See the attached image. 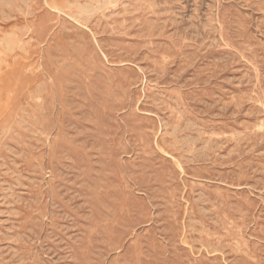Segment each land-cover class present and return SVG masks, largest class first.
I'll return each instance as SVG.
<instances>
[{
	"label": "rangeland",
	"instance_id": "374dc122",
	"mask_svg": "<svg viewBox=\"0 0 264 264\" xmlns=\"http://www.w3.org/2000/svg\"><path fill=\"white\" fill-rule=\"evenodd\" d=\"M263 11L0 0V264H264Z\"/></svg>",
	"mask_w": 264,
	"mask_h": 264
},
{
	"label": "bare ground",
	"instance_id": "6f19581e",
	"mask_svg": "<svg viewBox=\"0 0 264 264\" xmlns=\"http://www.w3.org/2000/svg\"><path fill=\"white\" fill-rule=\"evenodd\" d=\"M1 1H2V0H1ZM18 1H19V0H18ZM35 1H36V0H35ZM70 1H71V0H70ZM74 1H75V0H74ZM105 1H106V0H105ZM144 1H145V0H144ZM170 1H171V0H170ZM182 1H183V0H182ZM23 2H24V0H23ZM86 2H87V1H86ZM128 2H129V1H128ZM179 2H180V1H179ZM11 3H12V2H11ZM75 3H76V2H75ZM75 3H74V4H75ZM87 3H88V2H87ZM93 3H94V2H93ZM141 3H142V2H141ZM145 3H146V2H145ZM6 4H7V3H6ZM12 4H13V3H12ZM35 4H37V3H35ZM71 4H72V3H71ZM156 4H157V3H156ZM3 5H4V3H3ZM120 5H121V4H120ZM145 5H146V4H145ZM159 5H160V4H159ZM180 5H181V4H180ZM5 6H6V5H5ZM7 6H8V4H7ZM28 6H29V5H28ZM72 6H73V5H72ZM78 6H79V5H78ZM85 6H86V3H85ZM112 6H113V5H112ZM124 6H125V5H124ZM140 6H141V5H140ZM168 6H169V5H168ZM174 6H175V5H174ZM16 7H18V5H17ZM58 7H61V6H58ZM68 7H69V6H68ZM68 7H66V9H67ZM93 7H95V6H93ZM155 7H156V6H155ZM2 8L4 9V7H2ZM11 8H12V7H11ZM11 8H10V9H11ZM50 8H51V7H50ZM89 8H90V7H89ZM150 8H151V7H150ZM152 8H153V7H152ZM173 8H174V7H173ZM212 8H213V7H212ZM30 9H31V8H30ZM68 9H69V8H68ZM80 9H81V8H80ZM95 9H96V8H95ZM99 9H100V8H99ZM103 9H104V8H103ZM161 9L163 10V8H161ZM262 9H263V8H262ZM59 10H60V8H59ZM63 10H64V9H63ZM71 10H72V8H71ZM106 10H107V9H106ZM143 10H144V9H143ZM28 11H29V10H28ZM28 11H27V12H28ZM56 11H57V10H56ZM75 11H77L76 8H75ZM83 11H85V10H83ZM94 11H95V10H94ZM94 11H93L92 13H94ZM131 11H132V10H131ZM145 11H146V10H145ZM198 11H199V10H198ZM1 12H2V11H1ZM8 12L10 13V11H8ZM96 12H97V11H96ZM98 12H99V11H98ZM176 12H177V11H176ZM263 12H264V11H263ZM12 13H13V12H12ZM70 13H71V12H70ZM76 13H77V12H76ZM78 13H79V12H78ZM78 13H77V14H78ZM80 13H81V12H80ZM80 13H79V15H80ZM82 13H83V12H82ZM82 13H81V17H82ZM102 13H103V12H102ZM102 13H101V14H102ZM154 13H155V12H154ZM213 13H214V12H213ZM5 14H6V13H5ZM60 14H61V13H60ZM77 14H76V16H77ZM114 14H115V13H114ZM141 14H143V13H141ZM171 14H173V13H171ZM2 15H3V14H2ZM66 15H67V14H66ZM83 15H84V14H83ZM102 15H103V14H102ZM104 15H105V13H104ZM165 15H166V14H165ZM211 15H212V14H211ZM9 16H10V15H9ZM94 16H95V15H94ZM223 16H224V15H223ZM81 17H79V18H81ZM84 17H85V15H84ZM84 17H83V18H84ZM91 17H92V15H91ZM155 17H156V16H155ZM196 17H197V16H196ZM218 17H219V16H218ZM127 18H128V17H127ZM130 18H131V17H130ZM222 18H223V17H222ZM75 19H76V17H75ZM135 19H136V18H135ZM159 19H160V18H159ZM210 19H211V18H210ZM213 19H214V17H213ZM73 20H74V18H73ZM86 20H88V19H86ZM104 20H105V19H104ZM124 20H125V18H124ZM130 20H131V19H130ZM147 20H150V19H147ZM199 20H200V19H199ZM220 20H222V19H220ZM74 21H75V20H74ZM74 21H73V22H74ZM77 21H78V20H77ZM83 21H84V20H83ZM90 21H91V20H90ZM126 21H127V20H126ZM142 21H143V20H142ZM144 21H145V20H144ZM151 21H152V20H151ZM211 21H212V20H211ZM222 21H224V20H222ZM50 22H52V21H50ZM88 22H89V20H88ZM123 22H124V21H123ZM198 22H199V21H198ZM208 22H209V21H207V23H208ZM61 23H62V22H61ZM64 23H65V22H64ZM76 23H77V22H76ZM83 23H84V22H83ZM134 23H135V21H134ZM134 23H133V24H134ZM144 23H145V22H144ZM149 23H150V21H149ZM203 23H204V22H203ZM207 23H206V24H207ZM211 23H212V22H211ZM218 23H219V21H218ZM70 24H71V23H70ZM70 24H69V27L72 28L73 26H71ZM90 24H91V23H90ZM100 24H101V23H100ZM137 24H138V23H137ZM146 24H147V23H146ZM187 24H188V23H187ZM189 24H190V23H189ZM197 24H198V23H197ZM72 25H73V23H72ZM81 25H82V23H81ZM102 25H103V24H102ZM107 25L109 26V24H107ZM114 25H115V24H114ZM116 25H117V23H116ZM116 25H115V28H116ZM148 25H149V24H148ZM184 25H185V24H184ZM212 25H214V24H212ZM56 26H57V25H56ZM74 26H75V25H74ZM77 26H78V24H77ZM144 26H145V25H144ZM150 26H151V25H150ZM154 26H155V25H154ZM180 26H181V25H180ZM203 26H204V25H203ZM75 27H76V26H75ZM113 27H114V26H113ZM142 27H143V26H142ZM147 27H148V26H147ZM155 27H156V26H155ZM214 27H215V26H214ZM218 27H219V26H218ZM223 27H224V26H223ZM65 28H68V27L65 26ZM93 28H94V27H93ZM108 28H109V27H108ZM108 28H107V29H108ZM200 28H201V25H200ZM212 28H213V27H212ZM53 29L55 30V28H53ZM81 29H82V28H81ZM140 29H142V28H140ZM205 29H207V28H205ZM244 29H245V28H244ZM90 30H91V29H90ZM121 30H122V29H121ZM221 30H222V29H221ZM112 31H113V30H112ZM190 31H191V30H190ZM207 31H208V30H207ZM213 31H214V30H213ZM218 31H219V30H218ZM223 31H224V30H223ZM12 32H13V31H12ZM110 32H111V31H110ZM208 32H209V34H210V30H209ZM221 32H222V31H221ZM111 33H112V32H111ZM125 33H126V32H125ZM141 33H142V32H141ZM156 33H157V32H156ZM156 33H155V34H156ZM178 33H179V32H178ZM219 33H220V32H219ZM96 34H97V33H96ZM153 34H154V33H153ZM220 34H221V33H220ZM55 35H56V34H55ZM81 35H82V34H81ZM123 35H124V34H123ZM133 35H135V34H133ZM150 35H151V34H150ZM185 35H186V34H185ZM218 35H219V34H218ZM218 35H217V36H218ZM224 35H225V34H224ZM17 36H18V35H17ZM17 36H16V37H17ZM51 36H52V35H51ZM53 36H54V35H53ZM83 36H84V35H83ZM93 36H94V35H93ZM210 36H211V35H210ZM210 36L208 35L209 38H212V37H210ZM214 36H215V34H214ZM226 36H227V35H226ZM226 36H224V37H226ZM135 37H136V35H135ZM139 37H140V36H139ZM185 37L187 38V36H185ZM185 37H182V38H185ZM193 37H194V36H193ZM3 38H4V37H3ZM90 38H91V37H90ZM94 38H95V36H94ZM141 38H142V37H141ZM145 38H147V37H145ZM227 38H228V37H226V39H227ZM9 39H10V38H9ZM83 39H84V38H83ZM187 39H188V38H187ZM187 39H184V40L186 41ZM6 40H7V39H6ZM14 40H15V39H14ZM91 40H92V39H91ZM207 40H209V39H207ZM231 40H232V39H231ZM4 41H5V40H4ZM11 41H12V40H11ZM153 41H154V40H153ZM232 41H233V40H232ZM232 41H231V42H232ZM6 42H7V41H6ZM8 42L10 43L9 40H8ZM8 42H7V45L9 44ZM19 42H20V41H19ZM91 42H92V41H91ZM172 42H173V40H172ZM226 42H227V41H226ZM246 42H247V41H246ZM56 43H57V42H56ZM148 43H149V41H148ZM152 43H153V42H152ZM189 43H190V42H189ZM195 43H196V41H195ZM232 43H233V42H232ZM19 44H20V43H19ZM21 44H22V42H21ZM177 44H179V43H177ZM229 44H230V43H229ZM237 44H238V43H237ZM2 45H3V44H2ZM10 45H12V43H11ZM99 45H100V44H99ZM147 45H148V44H147ZM220 45H221V44H220ZM225 45H226V44H225ZM93 46H94V45H93ZM154 46H155V45H154ZM206 46H207V45H206ZM12 47H13V46H12ZM22 47H23V46H22ZM149 47H150V45H149ZM156 47H157V46H156ZM245 47H247V46H245ZM245 47H244V48H245ZM3 48H4V47H3ZM20 48H21V47H20ZM72 48H73V47H72ZM78 48L80 49L81 47L79 46ZM100 48H101V46H100ZM221 48H222V47H221ZM256 48H257V47H256ZM11 49H12V48H11ZM13 49H14V48H13ZM241 49H242V48H241ZM246 49H247V48H246ZM5 50H6V49H5ZM9 50H10V49H9ZM179 50H181L180 47H179ZM218 50H219V48H218ZM223 50H224V49H223ZM230 50H231V48H230ZM243 50H244V49H243ZM243 50H242V51H243ZM95 51H96V50H95ZM165 51H166V50H165ZM245 51H246V50H245ZM1 52H2V51H1ZM4 52H5V51H4ZM159 52H160V50H159ZM176 52H177V50H176ZM180 52L182 53V51H180ZM234 52H235V51H234ZM243 52H244V51H243ZM23 53H24V52H23ZM169 53H170V52H169ZM181 53H180V54H181ZM228 53H229V52H228ZM230 53H231V52H230ZM244 53H245V52H244ZM6 54H7V53H6ZM72 55H73V54H72ZM81 55H82V54H81ZM100 55H101V54H100ZM100 55H99V56H100ZM109 55H110V54H109ZM177 55H178V54H177ZM92 56H93V55H92ZM101 56H102V55H101ZM116 56H117V55H116ZM122 56H123V55H122ZM62 57H63V56H62ZM152 57H153V56H152ZM154 57H155V56H154ZM156 57H157V56H156ZM156 57H155V58H156ZM158 57H159V56H158ZM183 57H184V56H183ZM244 57H245V56H244ZM246 57H247V56H246ZM257 57H258V56H257ZM91 58H92V57H91ZM119 58H120V57H119ZM170 58H171V57H170ZM173 58H174V57H173ZM121 59H122V58H121ZM245 59H246V58H245ZM65 60H66V59H65ZM152 60H153V59H152ZM155 60H156V59H155ZM157 60H159V59H157ZM175 60H176V57H175ZM161 61H162V60H161ZM167 61H168V60H167ZM184 61H185V60H184ZM184 61H183V63H184ZM248 61H249V60H248ZM256 61H258V60H256ZM66 62H67V61H66ZM86 62H88V61H86ZM157 62H159V61H157ZM157 62H156V63H157ZM59 63H60V62H59ZM61 63H62V62H61ZM61 63H60V64H61ZM165 63H166V62H165ZM54 64H55V63H54ZM66 64H67V63H66ZM80 64H81V63H80ZM80 64H79V65H80ZM101 64H102V63H101ZM159 64H160V63H159ZM161 64H162V63H161ZM161 64H160V65H161ZM166 64H167V63H166ZM243 64H245V63H243ZM247 64H248V63H247ZM256 64L258 65V63H255V65H256ZM79 65H78V66H79ZM81 65H82V64H81ZM81 65H80V66H81ZM105 65H106V64H105ZM154 65H155V64H154ZM250 65H251V64H250ZM95 66H96V65H95ZM98 66H99V65H98ZM158 66H159V65H158ZM216 66H217V65H216ZM65 67H66V66H65ZM85 67H86V66H85ZM248 67H250V66H248ZM251 67H252V66H251ZM251 67H250V68H251ZM258 67H259V66H258ZM163 68H164V67H163ZM165 68H166V67H165ZM112 70H113V69H112ZM112 70H111V72H113ZM246 70H247V69H246ZM255 70H256V69H255ZM258 70H259V69H258ZM1 71H2V69H1ZM101 71H102V69H101ZM158 71H159V70H158ZM160 71H161V70H160ZM163 71H164V70H163ZM93 72H94V71H93ZM104 72H105V71H104ZM253 72H254V71H253ZM247 73H248V72H247ZM132 74H133V73H132ZM255 74H256V73H255ZM261 74H262V73H261ZM90 75H91V74H90ZM259 75H260V74H259ZM48 76H49V75H48ZM63 76H64V75H63ZM69 76H70V75H69ZM85 76H86V75H85ZM49 77H50V76H49ZM134 77H135V76H134ZM124 78H125V77H124ZM130 78H131V77H130ZM132 78H133V76H132ZM109 79H110V78H109ZM118 79H119V78H118ZM125 79H126V78H125ZM127 79H128V78H127ZM127 79H126V80H127ZM133 79H135V78H133ZM255 79H256V78H255ZM258 79H260V78H258ZM50 80H52V79H50ZM65 80H66V79H65ZM86 80H87V78H86ZM144 80H145V79H144ZM260 80H261V79H260ZM70 81H71V80H70ZM90 81H91V80H90ZM130 81H131V79H130ZM255 81H256V80H255ZM84 82H85V81H84ZM91 82H92V81H91ZM110 82H111V80H110ZM133 82H134V81H133ZM260 82H261V81H260ZM31 83H32V82H31ZM52 83H53V82H52ZM92 83H93V82H92ZM111 83H112V82H111ZM43 84H44V83H43ZM69 84H70V83H69ZM108 84H109V82H108ZM116 84H117V83H116ZM122 84H123V83H122ZM147 84H148V83H147ZM156 84H158V83H156ZM156 84H155V85H156ZM45 85H46V84H45ZM45 85H44V86H45ZM67 85H68V84H67ZM85 85H87V84L85 83ZM89 85H90V84H89ZM143 85H144V83H143ZM150 85H151V84H150ZM110 86H111V85H110ZM115 86H116V85H115ZM126 86H127V85H126ZM152 86H153V88H154V85H152ZM63 87H64V85H63ZM65 87H66V86H65ZM201 87H202V86H201ZM36 88H37V86H36ZM43 88H44V87H41L40 89H43ZM45 88H47V85H46ZM45 88H44V89H45ZM90 88H91V87H90ZM142 88H143V87H142ZM159 88H160V87H159ZM164 88H165V86H164ZM53 89H54V88H53ZM118 89H119V88H118ZM128 89H129V88H128ZM162 89H163V88H162ZM167 89H168V88H167ZM258 89H259V88H258ZM113 90H114V89H113ZM120 90H121V89H120ZM174 90H175V89H174ZM45 91H46V90H45ZM143 91H144V90H143ZM156 91H157V90H156ZM177 91H178V90H177ZM56 92H57V91H56ZM91 92H92V91H91ZM120 92H121V91H120ZM126 92H129V91H126ZM164 92H165V91H164ZM178 92H179V91H178ZM201 92H202V91H201ZM201 92H199L200 95H201ZM258 92H259V91H258ZM31 93H32V92H31ZM31 93H30V94H31ZM33 93H34V92H33ZM33 93H32V95H33ZM36 93H37V92H36ZM107 93H108V92H107ZM113 93H114V92H113ZM129 93H130V92H129ZM174 93H175V92H174ZM207 93H209V92L207 91ZM210 93H211V92H210ZM0 94H1V93H0ZM123 94H124V93H123ZM125 94H126V93H125ZM149 94H150V93H149ZM180 94H181V93H180ZM260 94H261V93H260ZM64 95H65V94H64ZM66 95H67V94H66ZM66 95H65V96H66ZM154 95H155V94H154ZM157 95H158V94H157ZM157 95H156V98H157ZM194 95H195V94H194ZM205 95H206V94H205ZM208 95H209V94H208ZM158 96H159V95H158ZM183 96H184V95H183ZM203 96H204V95H203ZM233 96H234V94H233ZM233 96L231 95V97H233ZM31 97H32V96H31ZM39 97H40V96H39ZM111 97H112V96H111ZM161 97H162V96H161ZM163 97H165V96H163ZM177 97H178V95H177ZM210 97H211V96H210ZM240 97H241V96H240ZM256 97H257V96H256ZM33 98H35V97H33ZM33 98H32V99H33ZM144 98H145V97H144ZM165 98H166V97H165ZM249 98H250V97H249ZM251 98H252V97H251ZM122 99H123V98H122ZM185 99H187V98H185ZM44 100H45V99H44ZM65 100H66V99H65ZM136 100H137V99H136ZM171 100H172V99H171ZM230 100H231V99H230ZM233 100H234V99H233ZM37 101H38V100H37ZM40 101H41V100H40ZM172 101H173V100H172ZM174 101H175V100H174ZM253 101H254V100H253ZM48 102H49V101H48ZM50 102H51V101H50ZM55 102H56V101H55ZM55 102H54V103H55ZM65 102H66V101H65ZM263 102H264V100H263ZM27 103H28V102H27ZM35 103H36V102H35ZM119 103H121V102H119ZM159 103H160V102H159ZM162 103H163V102H162ZM181 103H182V102H181ZM235 103H236V101H235ZM28 104H29V103H28ZM39 104H40V103H39ZM41 104H42V103H41ZM43 104H44V103H43ZM166 104H167V103H166ZM173 104H174V103H173ZM184 104H186V102H185ZM188 104L190 105V103H188ZM252 104H253V103H252ZM255 104H256V103H255ZM26 105H27V104H26ZM181 105H182V104H181ZM234 105H235V104H234ZM31 106H32V105H31ZM155 106H156V103H155ZM257 106H258V105H257ZM42 107H44V106H42ZM67 107H68V105H67ZM134 107H135V106H134ZM162 107H163V106H162ZM162 107H161V108H162ZM168 107H169V106H168ZM168 107L166 106V108H168ZM171 107H172V106H171ZM184 107H185V105H184ZM190 107H191V105H190ZM190 107H189V109H190ZM235 107H236V105H235ZM50 108H51V107H50ZM182 108H183V107H182ZM19 109H20V108H19ZM168 109H169V108H168ZM186 109H187V108H186ZM263 109H264V108H263ZM35 110H36V108H35ZM170 110H171V109H170ZM187 110H188V109H187ZM190 110H191V109H190ZM172 111H173V110H172ZM184 111L186 112V110H184ZM36 112H38V111H36ZM41 112H42V111H41ZM170 112H171V111H170ZM173 112H174V111H173ZM173 112H172V113H173ZM177 112H178V111H177ZM131 113H132V112H131ZM194 113H195V112H193V114H194ZM25 114H26V113H25ZM27 114H28V113H27ZM27 114H26V116H27ZM134 114H135V113H134ZM184 114H185V113H184ZM184 114H183V116H184ZM197 114H198V113H197ZM36 115H37V114H36ZM42 115H43V114H42ZM45 115H48V114L45 113ZM49 115H50V114H49ZM186 115H187V114H186ZM17 116H18V115H17ZM21 116H22V115H21ZM33 116H34V115H33ZM132 116H133V115H132ZM136 116H137V115H136ZM166 116H168V115H166ZM178 116H179V114H178ZM180 116H181V115H180ZM198 116H199V115H198ZM31 117H32V116H31ZM49 117H50V116H49ZM189 117H190V115H189ZM35 118H36V117H35ZM47 118H48V117H47ZM98 118H99V116H98ZM98 118H97V119H98ZM168 118H169V117H168ZM175 118H176V117H175ZM211 118H212V117H211ZM29 119H30V118H29ZM95 119H96V118H95ZM131 119H132V118H131ZM169 119H170V118H169ZM173 119H174V118H173ZM192 119H194V118H192ZM197 119L199 120V118H197ZM197 119H196V120H197ZM43 120H44V119H43ZM43 120H42V121H43ZM184 120H185V119H184ZM184 120H183V121H184ZM207 120H208V119H207ZM261 120H262V119H261ZM16 121H17V120H16ZM45 121H46V120H45ZM94 121H95V120H94ZM134 121H135V120H134ZM159 121H160V120H159ZM166 121H167V120H166ZM178 121H179V120H178ZM183 121H182V123H183ZM203 121H205V120H203ZM222 121H223V120H222ZM31 122H32V121H31ZM136 122H138V121H136ZM210 122H211V121H210ZM262 122H263V120H262ZM134 123H135V122H134ZM226 123H227V122H226ZM164 124H165V123H164ZM177 124H179V123H177ZM201 124H202V123H201ZM235 124H237V123H235ZM255 124H256V123H255ZM255 124H254V125H255ZM263 124H264V123H263ZM263 124H262V125H263ZM182 125H183V124H182ZM182 125H181V126H182ZM211 125H212V124H211ZM218 125H219V124H218ZM226 125H227V124H226ZM154 126H155V125H154ZM204 126H205V125H204ZM209 126H210V125H209ZM250 126H251V125H250ZM3 127H4V126H3ZM5 127H6V125H5ZM152 127H153V126H152ZM170 127H171V126H170ZM172 127H173V126H172ZM248 127H249V126H248ZM13 128H14V127H13ZM36 128H37V127H36ZM40 128H41V127H40ZM145 128H148V127H145ZM149 128H150V127H149ZM203 128H204V127H203ZM211 128H212V127H211ZM225 128H226V127H225ZM249 128H250V127H249ZM37 129H38V128H37ZM45 129H46V128H45ZM200 129H201V128H200ZM216 129H218V127H217ZM239 129H240V128H239ZM242 129H243V128H242ZM244 129H245V128H244ZM1 130H2V129H1ZM7 130H9V129H7ZM159 130H160V129H159ZM165 130H167V129H165ZM183 130H184V129H183ZM186 130H187V129H186ZM62 131H63V130H62ZM146 131H147V130H146ZM157 131H158V130H157ZM222 131H223V130H222ZM250 131H251V129H250ZM263 131H264V130H263ZM9 132H10V131H9ZM9 132H8V133H9ZM162 132H163V131H162ZM256 132H257V129H256ZM153 133H154V132H153ZM167 133H168V131H167ZM190 133H191V132H190ZM232 133H233V132H232ZM249 133H250V132H249ZM261 133H262V132H261ZM0 134H1V133H0ZM9 134H10V133H9ZM13 134H14V133H13ZM29 134H30V133H29ZM3 135H4V134H3ZM25 135H26V134H25ZM42 135H43V133H42ZM155 135H156V134H154V136H155ZM169 135H170V134H169ZM191 135H192V134H191ZM193 135H194V134H193ZM8 136H9V135H8ZM38 136H39V135H38ZM171 136H172V135H171ZM205 136H206V135H205ZM218 136H219V135H218ZM221 136H222V135H220V138H221ZM251 136H252V135H251ZM44 137H45V136H44ZM151 137H152V135H151ZM162 137H163V136H162ZM180 137H181V136H180ZM190 137H191V136H190ZM208 137H209V136H208ZM139 138H140V137H139ZM141 138H142V137H141ZM165 138H166V137H165ZM201 138H202V136H201ZM216 138H217V137H216ZM4 139L6 140V137H5ZM34 139H35V138H34ZM137 139H138V138H137ZM174 139H175V138H174ZM188 139H189V138H188ZM207 139H208V138H207ZM168 140H169V139H168ZM178 140H179V139H178ZM178 140H177V142H178ZM181 140H182V138H181ZM183 140H184V139H183ZM219 140H220V139H219ZM0 141H1V140H0ZM12 141H13V140H12ZM36 141H37V140H36ZM53 141H54V138H53ZM120 141H121V140H120ZM172 141L175 142L173 139H172ZM184 141H185V140H184ZM220 141H221V140H220ZM244 141H246V140H244ZM244 141H243V142H244ZM252 141H253V138H252ZM2 142H4V141H2ZM7 142H8V141H7ZM57 142H58V141H57ZM59 142H60V141H59ZM157 142H158V141H157ZM5 143H6V142H5ZM51 143H52V142H51ZM60 143H62V142H60ZM69 143H70V142H69ZM118 143H120V142H118ZM169 143H170V142H169ZM175 143H176V142H175ZM175 143H174V144H175ZM235 143H236V142H235ZM16 144H17V142H16ZM56 144H58V143H56ZM122 144H124V143H122ZM156 144H158V143H156ZM171 144H172V143H171ZM177 144H178V143H177ZM192 144H193V143H192ZM204 144H205V143H204ZM231 144H232V143H231ZM5 145H6V144H5ZM51 145H52V144H51ZM59 145H60V144H59ZM62 145H63V144H62ZM118 145H119V144H118ZM168 145H169V144H168ZM168 145H166V146H168ZM188 145H190V144H188ZM55 146H57V145H55ZM141 146H142V145H141ZM157 146H159V144H158ZM169 146H171V145H169ZM179 146H180V145H179ZM69 147H71V146H69ZM118 147H119V146H118ZM159 147H161V146H159ZM210 147H211V146H210ZM3 148H4V147H3ZM142 148H143V147H142ZM142 148H140V149H142ZM162 148H163V147H162ZM164 148H165V147H164ZM164 148H163V149H164ZM174 148H175V147H174ZM184 148H185V147H184ZM52 149H53V148H52ZM55 149H56V148H55ZM67 149H68V147H67ZM125 149H126V148H125ZM198 149H199V148H198ZM198 149H196V150H198ZM219 149H220V148H219ZM223 149H224V148H223ZM226 149H228V148H226ZM236 149H237V148H236ZM31 150H32V149H31ZM148 150H149V149H148ZM175 150H176V149H175ZM81 151H82V150H81ZM104 151H105V150H104ZM145 151H146V150H145ZM177 151H178V149H177ZM207 151H208V150H207ZM165 152H166V151H165ZM193 152H194V151H193ZM225 152H226V150H225ZM54 153H55V151H54ZM68 153H69V152H68ZM83 153H84V152H83ZM103 153H104V152H103ZM105 153H106V152H105ZM166 153H167V152H166ZM186 153H187V152H186ZM186 153H184V154H186ZM209 153H210V152H209ZM36 154H37V153H36ZM62 154H63V153H62ZM71 154H72V153H71ZM76 154H77V153H76ZM85 154H86V153H85ZM100 154H101V153H100ZM168 154H169V153H168ZM193 154H194V153H193ZM211 154H213V153H211ZM54 155H56V154H54ZM96 155H97V154H96ZM104 155H105V154H104ZM213 155H214V154H213ZM216 155H217V154H216ZM46 156H47V154H46ZM50 156H51V155H50ZM76 156H77V155H76ZM135 156H137V155H135ZM177 156H178V155H177ZM44 157H45V156H44ZM62 157H63V156H62ZM99 157H100V156H99ZM213 157H214V156H213ZM64 158H65V157H64ZM64 158H63V159H64ZM150 158H151V156H150ZM201 158H202V157H201ZM25 159H26V158H25ZM51 159H52V158H51ZM59 159L61 160L62 158H59ZM63 159H62V160H63ZM77 159H78V158H77ZM175 159H176V158H174V160H175ZM207 159H208V158H207ZM215 159H216V158H215ZM38 160H39V159H38ZM89 160H90V159H89ZM135 160H136V159H135ZM216 160H217V159H216ZM51 161H52V160H51ZM106 161H107V160H106ZM136 161H137V160H136ZM194 161H195V160H194ZM213 161H215V160H213ZM225 161H226V160H225ZM133 162H134V161H133ZM177 162H178V161H177ZM236 162H237V160H236ZM236 162H234V163H236ZM239 162H240V160H239ZM59 163H60V162H59ZM106 163H107V162H106ZM106 163H105V164H106ZM187 163H188V162H187ZM215 163H216V162H215ZM260 163H262V162H260ZM116 164H117V163H116ZM132 164H133V163H132ZM134 164H135V163H134ZM146 164H147V162H146ZM182 164H183V163H182ZM197 164H199V163H197ZM204 164H205V163H204ZM216 164H217V163H216ZM219 164L221 165V162H220ZM219 164H218V165H219ZM237 164H238V163H237ZM50 165H51V164H50ZM101 165H102V164H101ZM106 165H108V164H106ZM117 165H118V164H117ZM224 165H225V164H224ZM263 165H264V164H263ZM114 166H115V165H114ZM181 166H182V165H181ZM237 166H238V165H237ZM93 167H94V165H93ZM122 167H123V166H122ZM242 167H243V166H242ZM86 168H87V166H86ZM133 168H134V167H133ZM164 168H166V166H165ZM236 168H237V167H236ZM249 168H250V167H249ZM103 169H104V168H103ZM103 169H101V170H103ZM114 169H115V167H114ZM181 169H182V168H181ZM105 170H106V169H105ZM115 170H116V169H115ZM124 170H125V169H124ZM165 170H166V169H165ZM165 170H163V171H165ZM167 171H168V170H167ZM186 171H187V170H186ZM246 171H247V170H246ZM136 172H137V171H136ZM181 172H182V171H181ZM206 172H207V171H206ZM55 173H56V172H55ZM89 173H90V172H89ZM118 173H119V172H118ZM161 173H162V172H161ZM191 173H192V172H191ZM167 174H168V173H167ZM210 174H211V173H210ZM54 175H55V174H54ZM91 175H92V174H91ZM104 175H105V174H104ZM126 175H127V174H126ZM162 175H163V174H162ZM165 175H166V174H165ZM93 176H94V175H93ZM89 177H90V176H89ZM106 177L108 178V176H106ZM136 177H137V176H136ZM163 177H164V176H163ZM242 177H243V176H242ZM139 178H140V177H139ZM245 178H246V177H245ZM127 179H128V178H127ZM141 179H142V178H141ZM237 179H238V178H237ZM249 179H250V178H249ZM108 180H109V179H108ZM124 180H125V179H124ZM244 180H245V179H244ZM91 181H92V179H91ZM103 181H104V180H103ZM105 181H106V180H105ZM109 181H110V180H109ZM198 181H199V180H198ZM107 182H108V181H107ZM120 182H121V181H120ZM120 182H119V183H120ZM196 182H197V181H196ZM196 182H195V183H196ZM206 182H207V181H206ZM206 182H205V183H206ZM242 182H243V181H242ZM244 182H245V181H244ZM91 183H92V182H91ZM95 183H96V182H95ZM104 183H105V182H104ZM108 183H109V182H108ZM129 183H130V182H129ZM203 183H204V181H203ZM93 184H94V183H93ZM127 184H128V183H127ZM162 184H163V183H162ZM208 184H209V183H208ZM96 185L98 186V184H96ZM101 185H102V184H101ZM124 185H125V184H124ZM124 185H123V186H124ZM129 185H130V184H129ZM195 185H196V184H195ZM127 186H128V185H127ZM209 186H210V185H209ZM228 186H229V185H228ZM51 187H52V186H51ZM124 187H125V186H124ZM128 187H129V186H128ZM170 187H171V186H170ZM217 187H218V186H217ZM260 187H261V186H260ZM52 188H53V187H52ZM52 188H51V189H52ZM94 188H95V187H94ZM96 188H97V187H96ZM96 188H95V189H96ZM108 188H109V187H108ZM166 188H167V187H166ZM168 188H169V187H168ZM168 188H167V189H168ZM194 188H195V187H194ZM212 188H213V187H212ZM215 188H216V187H215ZM238 188H239V187H238ZM245 188H246V187H245ZM91 189H93V188H91ZM171 189H173V187H172ZM53 190H55V189H53ZM102 190H103V189H102ZM108 190H109V189H108ZM108 190H107V191H108ZM173 190H174V189H173ZM173 190H172V191H173ZM215 190H217V188H216ZM242 190H243V189H242ZM248 190H250V189H248ZM105 191H106V190H105ZM116 191H117V190H116ZM220 191H221V190H220ZM229 191H230V190H229ZM253 191H254V190H253ZM253 191H252V192H253ZM167 192H168V191H167ZM193 192H194V190H193ZM99 193H100V192H99ZM129 193H130V192H129ZM170 193H171V192H170ZM176 193H177V192H176ZM207 193H208V192H207ZM227 193H228V192H227ZM249 193H250V192H249ZM253 193H254V192H253ZM122 194H123V193H122ZM260 194H261V193H260ZM109 195H110V194H109ZM119 195H121V194H119ZM119 195H118V196H119ZM172 195H173V194H172ZM241 195H242V194H241ZM241 195H239V196H241ZM111 196H112V195H111ZM211 196H212V195H211ZM215 196H216V195H215ZM239 196H238V197H239ZM129 197H131V196H129ZM173 197H174V195H173ZM222 197H223V196H222ZM122 198H123V197H122ZM241 198H242V197H241ZM255 198H256V197H255ZM230 199H231V198H230ZM236 200H237V199H236ZM253 200L255 201V199H253ZM173 201H175V200H173ZM229 201H230V200H229ZM241 201H243V200H241ZM131 202H132V201H131ZM215 202H216V201H215ZM243 202H244V201H243ZM247 202H248V201H247ZM106 203H107V202H106ZM119 203H120V202H119ZM217 203H218V202H217ZM256 203H257V202H256ZM117 204H118V202H117ZM244 204H245V203H244ZM244 204H243V205H244ZM254 204H255V203H254ZM114 205H115V204H114ZM114 205H113V206H114ZM174 205H175V204H174ZM198 205H199V204H198ZM223 205H224V204H223ZM246 206H247V205H246ZM246 206H245V207H246ZM255 206H256V204H255ZM115 207H116V206H115ZM115 207H114V208H115ZM175 207H176V206H175ZM226 207H227V206H226ZM249 207H250V206H249ZM207 208H208V207H207ZM214 208H215V206H214ZM214 208H213V209H214ZM109 209H111V208H109ZM143 209H144V208H143ZM198 209H201V208L199 207ZM216 209H217V207H216ZM216 209H215V210H216ZM249 209H250V208H249ZM174 210H175V209H174ZM189 210H190V209H189ZM215 210H214V212H215ZM222 210H223V209H222ZM114 211H115V210H114ZM145 211H146V210H145ZM199 212H200V211H199ZM214 212H213V213H214ZM218 212H219V211H218ZM225 212H226V211H225ZM228 212H229V211H228ZM91 213H92V212H91ZM143 213H144V212H143ZM178 213H179V212H178ZM210 213H211V212H210ZM219 213H220V212H219ZM229 213H230V212H229ZM236 213H237V212H236ZM115 214H116V213H115ZM122 214H123V213H122ZM145 214H146V213H145ZM171 214H172V213H171ZM192 214H193V213H192ZM216 214H217V213H216ZM240 214H241V213H240ZM250 214H252V213H250ZM254 214H255V213H254ZM207 215H208V214H207ZM225 215H226V214H225ZM225 215H224V216H225ZM230 215H231V214H230ZM252 215H253V214H252ZM255 215H256V214H255ZM92 216H93V215H92ZM122 216H123V215H122ZM141 216H142V214H141ZM141 216H140V217H141ZM143 216H144V215H143ZM147 216H148V215H147ZM169 216H170V215H169ZM195 216H196V215H195ZM217 216H218V215H217ZM241 216H243V215H241ZM95 217H96V216H95ZM109 217H110V216H109ZM254 217H255V216H254ZM111 218H112V216H111ZM120 218H121V217H120ZM120 218H119V219H120ZM174 218H175V217H174ZM176 218H177V217H176ZM196 218H197V217H196ZM199 218H200V217H199ZM207 218H208V217H207ZM242 218H243V217H242ZM256 218H257V217H256ZM141 219H142V218H141ZM146 219H147V218H146ZM179 219H180V218H179ZM215 219H216V217H215ZM217 219H218V218H217ZM217 219H216V220H217ZM260 219H261V218H260ZM177 220H178V219H177ZM250 220H251V218H250ZM95 221H96V220H95ZM150 221H151V220H150ZM197 221H198V220H197ZM219 221H220V220H219ZM234 221H235V220H234ZM106 222H107V221H106ZM120 222L123 223V221H121V220H120ZM126 222H128V221H126ZM172 222H173V221H172ZM174 222H175V221H174ZM177 222H178V221H177ZM194 222H195V221H194ZM222 222H223V221H222ZM250 222H251V221H250ZM259 222H261V221H259ZM149 223H150V222H149ZM195 223H197V222H195ZM225 223H226V222H225ZM242 223H243V222H242ZM119 224H120V223H119ZM145 224H146V223H145ZM205 224H206V223H205ZM231 224H232V223H231ZM259 224H260V223H259ZM124 225H125V224H124ZM192 225H193V224H192ZM202 225H203V224H202ZM209 225H210V224H209ZM209 225H208V226H209ZM221 225H222V224H221ZM227 225H228V224H227ZM240 225H241V224H240ZM256 225H257V224H256ZM256 225H255V226H256ZM175 226H176V225H175ZM190 226H191V225H190ZM203 226H204V225H203ZM219 226H220V225H219ZM259 226H260V225H259ZM91 227H92V226H91ZM198 227H199V226H198ZM94 228H95V227H94ZM127 228H128V227H127ZM130 228H131V226H130ZM178 228H179V227H178ZM192 228H193V227H192ZM200 228H201V227H200ZM223 228H224V227H223ZM236 228H237V227H236ZM254 228H255V227H254ZM263 228H264V227H263ZM128 229H129V228H128ZM204 229H205V228H204ZM221 229H222V228H221ZM147 230H148V229H147ZM184 230H185V229H184ZM227 230H229V229H227ZM233 230H234V229H233ZM233 230H232V232H233ZM152 231H153V230H152ZM175 231H176V230H175ZM199 231H200V229H199ZM209 231L211 232V230H209ZM249 231H250V230H249ZM132 232H133V231H132ZM237 232H238V231H237ZM241 232H243V231H241ZM258 232H260V231H258ZM263 232H264V231H263ZM152 233H153V232H152ZM197 233H198V232H197ZM202 233H203V231H202ZM202 233H201V234H202ZM214 233H216V232H214ZM229 233H230V232H229ZM238 233H239V232H238ZM238 233H237V234H238ZM125 234H126V232H125ZM128 234H129V233H128ZM175 234H177V233H175ZM212 234H213V233H212ZM221 234H222V233H221ZM256 234H257V233H256ZM256 234H255V235H256ZM177 235H178V234H177ZM209 235H211V234H209ZM218 235H219V234H218ZM233 235H234V233H233ZM257 235H258V234H257ZM122 236H123V234H122ZM146 236H147V235H146ZM148 236H149V235H148ZM152 236H153V235H152ZM199 236H200V235H199ZM211 236H212V235H211ZM215 236H216V235H214V237H215ZM260 236H261V235H260ZM214 237H213V238H214ZM235 237H236V236H235ZM247 237H248V236H247ZM263 237H264V236H263ZM201 238H202V236H201ZM252 238H253V237H252ZM149 239H150V238H149ZM178 239H179V238H178ZM242 239H243V238H242ZM88 240H89V239H88ZM153 240H154V239H153ZM195 240H196V239H195ZM224 240H225V239H224ZM224 240H223V241H224ZM229 240H230V239H229ZM236 240H237V239H236ZM251 240H252V239H251ZM143 241H144V240H143ZM150 241H151V239H150ZM150 241H149V242H150ZM242 241H243V240H242ZM89 242H90V241H89ZM118 242H119V241H118ZM118 242H117V243H118ZM130 242H131V241H130ZM219 242H220V241H219ZM228 242H229V241H228ZM238 242H239V241H238ZM246 242H248V241H246ZM249 242H250V240H249ZM17 243H18V242H17ZM123 243H125V242H123ZM161 243H162V242H161ZM224 243H226V242H224ZM224 243H223V244H224ZM158 244H159V243H158ZM158 244H157V245H158ZM209 244H210V243H209ZM31 245H32V244H31ZM83 245H84V244H83ZM117 245H118V244H117ZM150 245H151V244H150ZM157 245H156V246H157ZM212 245H213V244H212ZM226 245H227V244H226ZM230 245H231V243H230ZM121 247H123V246H120V248H121ZM125 247H126V246H125ZM127 247H128V246H127ZM219 247H220V245H219ZM234 247H235V246H233V248H234ZM242 247H244V246H242ZM31 248H32V247H31ZM81 248H82V247H81ZM115 248H116V246H115ZM129 248H130V247H129ZM144 248H145V247H144ZM231 248H232V247H231ZM122 249H123V248H122ZM228 249H230V248H228ZM239 249H240V248H239ZM261 249H262V247H261ZM30 250H31V249H30ZM76 250H77V249H76ZM79 250H80V249H79ZM231 250H232V249H231ZM240 250H241V249H240ZM262 250H263V249H262ZM207 251H208V250H207ZM225 251H226V250H225ZM227 251H228V250H227ZM246 251H247V250H246ZM246 251H245V252H246ZM248 251H249V250H248ZM263 251H264V250H263ZM32 252H33V251H32ZM76 252L78 253V250H77ZM133 252H134V251H133ZM218 252H219V251H218ZM74 253H75V252H74ZM130 253H131V252H130ZM145 253H146V252H145ZM216 253H217V252H216ZM220 253H221V252H220ZM247 253H248V252H247ZM259 253H260V252H259ZM259 253H258V254H259ZM232 254H234V253H232ZM117 255H119V254L117 253ZM124 255H125V254H124ZM261 255H262V254H261ZM128 256H129V254H128ZM34 257H35V256H34ZM157 257H158V256H157ZM239 257H240V256H239ZM252 257H253V256H252ZM255 257H256V255H255ZM79 258H80V257H79ZM82 258H83V257H82ZM129 258H130V257H129ZM148 258H149V257H148ZM155 258H156V257H155ZM201 258H202V257H201ZM261 258H262V257H261ZM83 259H84V258H83ZM192 259H193V258H192ZM195 259H196V258H195ZM211 259L213 260V258H211ZM216 259H217V258H216ZM80 260H81V259H80ZM125 260H127V259H125ZM152 260H153V259H152ZM208 260H209V259H208ZM214 260H215V258H214ZM261 260H262V259H261ZM87 261H88V260H87ZM89 261H91V259H90ZM240 261H242V260H240ZM248 261H249V260H248ZM252 261H253V260H252ZM78 262H79V261H78ZM125 262H126V261H125ZM125 262H124V263H125ZM147 262H148V261H147ZM192 262H193V261H192ZM212 262H213V261H212ZM249 262H250V261H249ZM89 263H90V262H89ZM134 263H135V262H134ZM218 263H219V262H218ZM242 263H243V262H242ZM247 263H248V262H247ZM251 263H252V262H251ZM39 264H40V263H39ZM78 264H79V263H78ZM80 264H81V263H80ZM86 264H88V263H86ZM91 264H92V263H91ZM121 264H122V263H121ZM161 264H162V263H161ZM216 264H217V263H216ZM244 264H245V263H244ZM255 264H256V263H255Z\"/></svg>",
	"mask_w": 264,
	"mask_h": 264
}]
</instances>
